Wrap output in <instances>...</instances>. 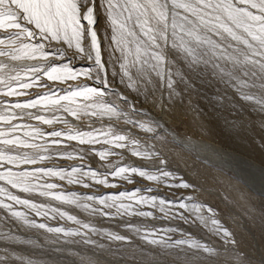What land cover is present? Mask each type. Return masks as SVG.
Returning <instances> with one entry per match:
<instances>
[{"label":"snow or ice","instance_id":"6c2138e0","mask_svg":"<svg viewBox=\"0 0 264 264\" xmlns=\"http://www.w3.org/2000/svg\"><path fill=\"white\" fill-rule=\"evenodd\" d=\"M103 51L108 53L107 60L102 58ZM74 59L92 61L94 67L77 69L72 66ZM81 78L102 87L82 83ZM209 88L213 92L204 99L221 116L227 113L223 124L229 131L246 110L264 113V0H0V125L5 126L0 129V182L6 185L0 186L4 197L0 199L4 213L0 223L11 224L15 231L44 230L58 240L80 237L64 243L91 245L119 256L108 264H139L144 257L149 264H219L222 257L232 264H264V253L257 261L240 253L233 233L217 218L216 210L194 195L168 200L143 194L156 191L148 187L80 194L54 191L63 185L49 182L55 178L84 188H116L109 176L128 184L137 183L139 177L169 189L198 192L197 185L169 171L167 158L147 142L160 140L191 150L175 137L167 139L170 133L164 115L177 100L203 96ZM57 113L75 120L107 118L108 124L98 128L89 124L90 130L84 131ZM26 118L41 125L63 124L66 131L53 127L46 132L34 124L16 123ZM66 141L90 147H73ZM96 144L108 147L96 150ZM125 151L153 161L154 170L125 165ZM89 153L103 161L110 156L120 159L104 165L108 170L103 173L90 165L71 166L70 170L23 167L54 158L84 160ZM241 175L245 184L257 180L251 172ZM259 179L264 182V170ZM9 189L79 209L101 223L104 219L119 221L118 227L129 234L98 228L60 207ZM154 211L161 215L155 216ZM36 217L45 222H37ZM132 217L163 219L168 224L141 227ZM49 218L78 227L49 226ZM181 224L204 229L207 240L197 239ZM92 236L107 240L108 248ZM2 239L43 248L36 240L13 233H3ZM16 259L34 264L23 256Z\"/></svg>","mask_w":264,"mask_h":264},{"label":"rangeland","instance_id":"374dc122","mask_svg":"<svg viewBox=\"0 0 264 264\" xmlns=\"http://www.w3.org/2000/svg\"><path fill=\"white\" fill-rule=\"evenodd\" d=\"M100 26L101 28L104 26L103 16H101ZM69 54H71V50H69ZM107 59L108 53L106 52V60ZM75 61L77 63L73 64L72 66L77 69L88 68L90 66L94 67V65H90L92 64L91 61H87L85 59H75ZM57 63H59V61H57ZM108 68L110 74L112 71L111 65H108ZM101 75H103V73H101ZM80 82L97 88L102 87V85L91 80H85L84 78H81ZM33 91L43 92L46 91V89H33ZM212 92L213 89L209 88L205 91L203 96H185L182 102L177 100L175 104L167 109L166 114L164 115V117L168 119L167 121L170 124L168 125L182 137H193L219 144L222 147L241 153L264 166V113L246 110L245 113L242 114V118L238 120L236 128L232 131H229L223 124V119L226 118L227 113H225L224 116H221V114L216 112L207 102V100L204 99V96L211 95ZM21 99L26 98L22 97ZM154 111L158 113L160 109L156 108ZM57 114L65 116V118H67L72 124L84 131L90 130L89 124L97 128L101 126L106 127L108 124L107 118H104L103 121L97 120L95 117H84L81 120H75L66 113ZM47 115H51V113H47ZM21 122L37 125L43 128L46 132L51 131L53 127L58 130L64 129L63 124H56L53 126L41 125L37 124L36 121L27 118L24 121H16V123ZM4 127V125H0V129H3ZM118 127L122 128L124 125L120 124ZM64 130L66 131V129ZM139 135L144 137L145 134L141 132ZM167 139L171 140L172 138L167 137ZM66 143L78 148L90 147L88 145H77L75 141H66ZM147 144H154L156 150L161 151L162 154L167 158L168 163L166 167L169 171L176 173V175L181 177L183 180L197 185L199 191L193 192L191 189L180 188L169 189L165 185H157L153 182L142 180L139 177L135 178L138 181L137 183L128 184L125 181L119 179L114 180L111 176H109V181L118 185L116 188L104 187L101 185H95L93 188H84L79 185H68L66 182L55 178L49 180V182H55L57 184L63 185L62 188L55 189L54 191H75L80 194H113L134 190L136 188L148 187L156 189V191L143 194L158 195L168 200H176L182 196L194 195L199 201L216 210L217 218L233 233V236L237 241L235 246L236 249L240 253L251 256L254 261L259 260L260 255L264 252V200L257 196L244 194L241 185H236L235 180H233L234 177L228 172L224 171L222 168H217L219 167L217 165L212 166L211 164L200 160L196 154H193L192 151H190V153L187 151L188 149H184L182 146L178 147L172 143H164L160 140L151 139L148 140ZM106 147L108 146L102 144L94 145L96 150H102ZM114 151L120 152L121 150L114 149ZM195 157L199 160H197ZM119 159L120 158L117 156H110L108 161H103L100 160L99 156L95 155V153H89L85 156L84 160L54 158L41 164L23 167H27L29 169L38 167H56L58 169L65 168L70 170L71 166L90 165L93 169L103 173L108 170L106 167H104V165L110 161H117ZM123 163L125 165L143 166L154 170L153 161H144L137 157H133L127 151H125ZM155 166L159 167L160 165L156 164ZM2 170L3 169H0V171ZM176 182L178 183L179 181ZM0 186L6 185H4L3 182H0ZM9 190L14 194L20 195L21 197H26V194L19 193L15 189ZM26 198L34 199L37 202L50 203L53 207H60L61 210L69 211L70 213L77 215V217L82 221L93 223L98 228H103L109 231H118L124 235L129 234L123 227H118L119 221L104 219L101 223L98 222V218L89 216V214L86 212H83L79 209H74L67 205H61L56 201H46L45 198L39 196ZM0 199H4V197L0 196ZM16 207L18 210H24L21 209L20 206ZM185 214L187 215V213ZM3 215V210L0 209V217ZM154 215L160 216L161 214L158 211H154ZM241 215L245 218H242ZM241 219L242 221L240 222ZM36 220L37 222H45L39 217H36ZM246 220L251 232H254L259 237V245L254 241V238L251 237L250 232L248 233V231L243 229V222ZM131 221L137 224V226L141 227H150L153 224L159 227L168 224V221L163 219L153 220L151 218L145 219L142 217H132ZM46 222L49 224V226L53 227H78V225H75L70 221L60 220L58 218H49ZM175 223L179 222L174 221L173 224ZM181 227H183L186 231L192 232L197 239L207 240V237L204 235V229L198 228L197 226L189 227L188 225L184 224H181ZM81 231H83V229H81ZM3 233H13L25 240H36L38 243L43 245V248H33L30 245L5 243V241L2 239ZM80 239V237L61 236L58 240L56 235L44 232V230L27 229L15 231L11 224L5 226L4 223H0V264H21V261L16 259L19 256H23L25 259H31L34 264H89L90 260L93 261L94 264H108L109 260L119 259V256L114 257L109 252L94 248L91 245H84L82 243H64V240L78 241ZM92 239L104 244L105 249H107L109 246V242L107 240L100 239V237L92 236ZM215 240L216 238L212 237V242H215ZM53 241L57 242L53 243ZM114 247L115 245L113 244V248ZM228 247L231 248L232 246ZM58 248L62 249V251H56ZM260 249L263 250L262 253L259 252ZM139 264H149L148 257H144L139 262ZM219 264H232V261L227 260L226 262L222 257L219 261Z\"/></svg>","mask_w":264,"mask_h":264},{"label":"bare ground","instance_id":"6f19581e","mask_svg":"<svg viewBox=\"0 0 264 264\" xmlns=\"http://www.w3.org/2000/svg\"><path fill=\"white\" fill-rule=\"evenodd\" d=\"M100 25H101V18H100ZM106 52L107 51L102 52V58L104 60H106ZM75 63H77V62L74 59L73 64H75ZM91 63L92 64H90V65H93L92 61H91ZM79 66H80V64H79ZM81 66H83V65H81ZM90 67H92V66H90ZM109 68H108V70H109ZM167 120L168 119H166L164 117V121L166 122V128L168 129V132L170 133V135L168 137H170V138L175 137L179 142H182V145H188L191 150H187V151H189V152L192 151L193 154H196V156L200 160L205 161V162L211 164L212 166L217 165V166H219V167L216 166L217 168H222L224 171L228 172L231 176L234 177L233 180H235L236 185H238V186L241 185V188L243 189L244 194L251 195V196H257V197L262 198V200H264V182H262L259 179L260 172L262 170H264L263 165H261L260 163L254 161L253 159H251V158H249V157H247L241 153H238L234 150L222 147L219 144H215L213 142L202 140V139H196L193 137H182L172 127L169 126L170 124L168 123ZM217 154H219V156ZM199 159H197V160H199ZM199 162H201V161H199ZM248 172L254 173L257 176L256 182L253 184H250V185L242 182L243 176L241 175V173H248ZM237 176H240V179H237ZM230 178H232V177H230ZM241 200H243V199H241ZM241 216H240V218H241ZM243 217L244 216H242V218ZM241 221H242V219L240 220V222ZM238 224H240V223H238ZM243 229L248 231V233L250 232V235L252 238H254V241L258 245L260 244L259 237L254 232H251V230L248 226L247 220L245 222H243ZM261 249L259 251L260 253L263 252V250H261Z\"/></svg>","mask_w":264,"mask_h":264}]
</instances>
